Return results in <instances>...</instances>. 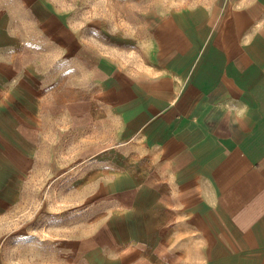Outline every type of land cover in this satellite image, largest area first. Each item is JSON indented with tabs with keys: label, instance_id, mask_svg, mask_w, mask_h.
<instances>
[{
	"label": "crops",
	"instance_id": "0c3cea01",
	"mask_svg": "<svg viewBox=\"0 0 264 264\" xmlns=\"http://www.w3.org/2000/svg\"><path fill=\"white\" fill-rule=\"evenodd\" d=\"M16 3L28 14L0 15V216L56 139L63 177L94 184L77 244L100 264H264V0H128L143 10L124 25Z\"/></svg>",
	"mask_w": 264,
	"mask_h": 264
},
{
	"label": "rangeland",
	"instance_id": "374dc122",
	"mask_svg": "<svg viewBox=\"0 0 264 264\" xmlns=\"http://www.w3.org/2000/svg\"><path fill=\"white\" fill-rule=\"evenodd\" d=\"M16 1L19 0H0V15H27L28 8ZM52 1L59 9L75 15L96 14L109 21L113 17L115 21L119 18L126 21L127 15L138 16L143 10V7H129L128 0ZM55 141L43 152L41 166L28 172L22 202L0 216V251L12 264H100L95 248L88 245L85 254L77 244L79 221L94 218V200L85 199L79 189L90 193L94 184L69 182L63 177L64 167L57 163L63 164L62 158L68 157V152L63 150L64 144ZM85 207V213L80 211ZM93 232L88 226L85 233Z\"/></svg>",
	"mask_w": 264,
	"mask_h": 264
}]
</instances>
